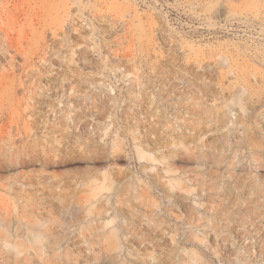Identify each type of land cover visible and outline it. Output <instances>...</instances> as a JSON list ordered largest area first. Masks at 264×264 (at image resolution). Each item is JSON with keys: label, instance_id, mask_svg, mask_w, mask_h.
Wrapping results in <instances>:
<instances>
[{"label": "rangeland", "instance_id": "rangeland-1", "mask_svg": "<svg viewBox=\"0 0 264 264\" xmlns=\"http://www.w3.org/2000/svg\"><path fill=\"white\" fill-rule=\"evenodd\" d=\"M0 84L11 264H264V0H0Z\"/></svg>", "mask_w": 264, "mask_h": 264}, {"label": "bare ground", "instance_id": "bare-ground-1", "mask_svg": "<svg viewBox=\"0 0 264 264\" xmlns=\"http://www.w3.org/2000/svg\"><path fill=\"white\" fill-rule=\"evenodd\" d=\"M4 84H0V86H3ZM246 91V90H245ZM244 100H245V98H244V94H241L237 99H236V102L239 104V105H241V107H242V109H246L247 110V108L244 106ZM139 153H140V157L143 159H147L148 161H149V156L150 155H148V157H147V152H143V151H139ZM151 157L152 156H150V159H151ZM153 159V158H152ZM157 159V158H156ZM155 159V157H154V161L156 160ZM171 172V171H170ZM115 182V181H114ZM113 183V182H112ZM99 187H101V186H99ZM105 187V186H104ZM103 188V187H102ZM100 190H101V188H100ZM69 204V203H68ZM100 209V208H99ZM61 210V209H60ZM96 211V210H95ZM97 211H101V209L100 210H98L97 209ZM10 213H12V212H8L7 211V215H4V214H1V217H0V258H3V259H5V264H11L10 263V260H12L11 258H10V256H12V254H10V253H12V252H14L13 250H16V252L17 251H19V254L21 255V254H24V252H26V251H31V250H33V251H35V252H32L33 254L35 253V255H37V253H39L41 250H42V248H43V246H44V243H43V241L45 240H47V239H45V235H44V233H36V232H32L33 234L34 233H36V234H28L27 236H28V238L26 239V238H24V240L21 238L20 240L21 241H18L17 239H19L20 238V236H15L14 234H13V230H14V225L12 226V224H14L13 223V219L12 218H16V217H13L12 216V218H11V214ZM93 214H94V212H93ZM95 215V214H94ZM101 215V214H100ZM160 215V214H159ZM25 216V215H24ZM97 216V215H96ZM21 217V216H20ZM28 217V216H27ZM21 218H23V217H21ZM20 218V219H21ZM25 218H26V216H25ZM17 219H19V217L17 216V218H16V220ZM24 219V218H23ZM35 219V218H34ZM53 220V219H52ZM75 220V219H74ZM115 220V219H114ZM114 220L112 221V220H109V221H107V223L104 225L105 226V228H106V226H107V228L110 226V224L111 223H113L114 222ZM51 221V220H50ZM49 221V222H50ZM15 222V221H14ZM53 222V221H52ZM108 222L110 223V224H108ZM108 224V225H107ZM32 225V221L31 220H28L25 224H24V226H26V227H28V229L30 228V227H32L31 226ZM56 225V224H55ZM21 226V225H20ZM19 226V227H20ZM23 226V225H22ZM98 227V226H97ZM96 227V228H97ZM119 227V226H118ZM118 227H116V228H118ZM20 228H23V227H20ZM25 228V227H24ZM34 227H32L31 229H33ZM36 228V227H35ZM115 228V229H116ZM13 229V230H12ZM37 229V228H36ZM39 229H41V227L39 228ZM48 229H49V227L46 229L47 231H48ZM53 229V228H52ZM100 229V228H99ZM120 229V228H119ZM19 230V232H20V229H18ZM22 231H23V229H21ZM30 230V229H29ZM45 230V232H47ZM97 230V229H96ZM104 230V229H103ZM32 231V230H31ZM30 231V232H31ZM36 231V230H35ZM65 231V230H64ZM102 231V230H101ZM118 231H120V230H118ZM118 231H116V232H118ZM121 232V231H120ZM21 233V232H20ZM53 233V232H52ZM67 233H69V232H67ZM19 234V233H18ZM48 234V233H47ZM111 234H113L114 235V233L113 232H110V236H111ZM117 234V233H116ZM119 234V233H118ZM31 235V236H30ZM112 235V236H113ZM120 235V234H119ZM23 236V235H22ZM58 237V236H57ZM115 237V236H114ZM60 238V237H59ZM106 238V237H105ZM108 236H107V240H108ZM115 238H117V237H115ZM63 239V238H62ZM60 240V239H59ZM106 240V241H107ZM121 240V239H120ZM44 241V242H45ZM48 241V240H47ZM73 241H75V240H73ZM109 242H110V240H109ZM59 243H57V244H55V246H59L58 245ZM70 244V243H69ZM79 244V243H78ZM99 244H101V242L99 243ZM107 244H110V243H108V241H107ZM121 244V243H120ZM54 245V244H53ZM53 245L51 244L50 246H52L53 247ZM74 245V244H73ZM75 245H77V242H76V244ZM80 245V244H79ZM106 245V244H105ZM111 245V244H110ZM109 245V246H110ZM117 245V244H116ZM121 246V245H120ZM42 247V248H41ZM93 247V246H92ZM96 247V246H95ZM100 247V246H99ZM107 247H105V249H106ZM41 249V250H40ZM44 249L45 248H43V251H44ZM76 249V248H75ZM77 249H79V247L77 248ZM83 249V248H82ZM108 249V248H107ZM110 249V248H109ZM26 250V251H25ZM89 250V249H88ZM54 251V250H53ZM67 251H69L68 249H67ZM67 251L64 253L67 257L65 258V259H67L69 256H68V254H66L67 253ZM77 251V250H76ZM84 251V250H83ZM83 251H82V253L81 254H83ZM87 251V250H86ZM23 252V253H22ZM109 252V251H108ZM107 252V253H108ZM45 253H47V252H45ZM44 252L42 253V251H41V255H44L45 254ZM79 254H80V252H78ZM77 253V254H78ZM86 253V252H85ZM10 254V255H9ZM26 254V253H25ZM31 254V253H30ZM57 254H59V253H57ZM57 254H56V256H57ZM69 254H70V252H69ZM76 254V253H75ZM75 254H73V255H75ZM87 254H88V252H87ZM98 254V253H97ZM109 254V253H108ZM39 255V254H38ZM41 255H39L40 257H41ZM64 255V256H65ZM8 256V257H7ZM18 256V255H17ZM49 256V255H48ZM51 256V255H50ZM55 256V255H54ZM59 256V255H58ZM72 256V255H71ZM76 256V255H75ZM74 256V258H71V260L72 259H75V258H77L78 259V257H80V256H78V257H75ZM33 257V256H32ZM32 257L30 256V257H26V259H23V260H25V262H24V264H33V263H31V260H32ZM35 257H37V256H35ZM34 257V258H35ZM83 257V256H82ZM93 257V256H92ZM92 257H90V259H93ZM110 257V256H109ZM27 258H30V259H27ZM41 258H43V256L41 257ZM40 258V259H41ZM51 257H49V259H50ZM58 257H56V259H57ZM84 258H87L88 259V257H84ZM113 258V257H112ZM35 259H39V258H35ZM34 259V260H35ZM39 259V261H41ZM81 259V258H80ZM20 260V259H19ZM19 260H17V261H19ZM46 260V259H45ZM59 260V259H58ZM68 260V259H67ZM76 260V259H75ZM85 260V259H84ZM89 260V259H88ZM60 261V260H59ZM48 262L50 263L51 262V260L49 261L48 260ZM62 262V261H61ZM75 262H77V260L75 261ZM74 262V263H75ZM78 262H79V260H78ZM84 262V261H83ZM82 262V263H83ZM114 262V261H113ZM13 263V262H12ZM41 263H42V261H41ZM45 263H46V261H45ZM55 263V262H54ZM18 264V263H17ZM20 264V263H19ZM38 264V263H37ZM51 264V263H50ZM57 264H59V263H57ZM108 264V263H107ZM110 264V263H109ZM114 264V263H113Z\"/></svg>", "mask_w": 264, "mask_h": 264}]
</instances>
